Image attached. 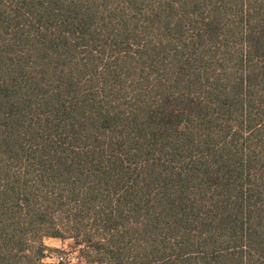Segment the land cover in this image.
Masks as SVG:
<instances>
[{
    "label": "trees",
    "instance_id": "obj_1",
    "mask_svg": "<svg viewBox=\"0 0 264 264\" xmlns=\"http://www.w3.org/2000/svg\"><path fill=\"white\" fill-rule=\"evenodd\" d=\"M47 239L264 264V0H0V264Z\"/></svg>",
    "mask_w": 264,
    "mask_h": 264
},
{
    "label": "rangeland",
    "instance_id": "obj_2",
    "mask_svg": "<svg viewBox=\"0 0 264 264\" xmlns=\"http://www.w3.org/2000/svg\"><path fill=\"white\" fill-rule=\"evenodd\" d=\"M71 242H63L57 239H47L45 244L57 251L49 252V257L45 260L47 263L56 264L63 262L64 264H89L81 256L79 250H75L70 245Z\"/></svg>",
    "mask_w": 264,
    "mask_h": 264
}]
</instances>
